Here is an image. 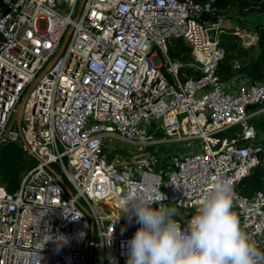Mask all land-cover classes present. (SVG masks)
Masks as SVG:
<instances>
[{
	"label": "built area",
	"instance_id": "1",
	"mask_svg": "<svg viewBox=\"0 0 264 264\" xmlns=\"http://www.w3.org/2000/svg\"><path fill=\"white\" fill-rule=\"evenodd\" d=\"M210 2L0 0V145L16 142L27 161L13 192L0 188V264H126L140 225L122 213L125 195L155 185L154 206L176 208L183 229L219 180L264 251V193L236 191L264 156L251 122L264 114V83L221 79L225 17ZM176 40L190 62L170 56ZM115 140L145 155L128 164L106 150Z\"/></svg>",
	"mask_w": 264,
	"mask_h": 264
},
{
	"label": "clouds",
	"instance_id": "2",
	"mask_svg": "<svg viewBox=\"0 0 264 264\" xmlns=\"http://www.w3.org/2000/svg\"><path fill=\"white\" fill-rule=\"evenodd\" d=\"M154 196L151 185L122 200L128 223L140 225L127 241L126 264H264V251L232 211L234 191L226 180L213 184L183 229L173 219L177 209L154 206Z\"/></svg>",
	"mask_w": 264,
	"mask_h": 264
},
{
	"label": "trees",
	"instance_id": "3",
	"mask_svg": "<svg viewBox=\"0 0 264 264\" xmlns=\"http://www.w3.org/2000/svg\"><path fill=\"white\" fill-rule=\"evenodd\" d=\"M196 4H205L210 0H194ZM211 5L218 9V14L229 17L232 12L236 18L247 17L250 14L264 13V0H212ZM254 35L257 45L244 48L241 38L233 31L220 36L219 45L224 50V57L218 64V74L222 80H229L236 75H244L252 83H264V24L255 25ZM233 33V34H232ZM256 48L257 52H254ZM171 57L187 59L191 49L182 41L176 40L168 47ZM235 62L239 63V70H233ZM190 73L189 69L185 70ZM258 134L264 133V114L251 120ZM234 130L229 131V136ZM240 140V138H239ZM63 181H67L62 176ZM68 185V184H67ZM236 191L243 197H250L256 192L264 193V156H260L258 165L236 187Z\"/></svg>",
	"mask_w": 264,
	"mask_h": 264
},
{
	"label": "water",
	"instance_id": "4",
	"mask_svg": "<svg viewBox=\"0 0 264 264\" xmlns=\"http://www.w3.org/2000/svg\"><path fill=\"white\" fill-rule=\"evenodd\" d=\"M81 8V6H80ZM211 20L213 22L216 21V18L209 17L207 14H202L200 20ZM242 25V22H239V26ZM70 31L65 35L61 49L66 44ZM61 52V51H60ZM58 56V55H57ZM25 97L22 98L19 105L17 106L16 112L13 117V122L15 123L17 130L20 132V122H21V114L25 103ZM249 109H253L254 106H248ZM12 124H10L11 126ZM34 157V156H32ZM35 158V157H34ZM27 163L25 158V153L22 147H20L16 142L9 141L0 145V188L3 189L7 194H11L15 189L20 175L23 171L22 165ZM56 178L60 186L64 189L69 197H72L73 194L67 184L63 181V179L58 174H53ZM76 205L79 209L84 213V215L90 220V224L92 226V220L90 212L87 208H85L78 200H76Z\"/></svg>",
	"mask_w": 264,
	"mask_h": 264
},
{
	"label": "rangeland",
	"instance_id": "5",
	"mask_svg": "<svg viewBox=\"0 0 264 264\" xmlns=\"http://www.w3.org/2000/svg\"><path fill=\"white\" fill-rule=\"evenodd\" d=\"M239 22H242L241 26H239ZM257 23L264 24V13L263 14H250L247 17L236 18L234 14L231 12L229 17H225L224 25H225L226 32L233 31L234 33H237V35H239L241 38V44L243 45V47L248 48L250 46L257 45V40L255 38L256 36L254 35V32H255L254 27ZM254 52H257L256 48ZM161 59L163 60V57H161ZM184 61L186 63L190 62L191 61L190 55ZM235 63H238V62H235ZM260 136L264 137V133L260 134ZM105 147H106V150L109 151V153H111V155L122 158L128 164H133L134 162L139 161L142 158V156L145 155V150L142 152H136L137 147L128 145L127 143L120 141V140H115L111 144L106 142ZM171 150H174V149H171ZM150 151L152 150L151 149L147 150V152H150ZM27 158L29 161L33 159L32 157H27Z\"/></svg>",
	"mask_w": 264,
	"mask_h": 264
},
{
	"label": "bare ground",
	"instance_id": "6",
	"mask_svg": "<svg viewBox=\"0 0 264 264\" xmlns=\"http://www.w3.org/2000/svg\"><path fill=\"white\" fill-rule=\"evenodd\" d=\"M105 208L108 211V213H110V214H114L115 213L113 207L108 202L105 203Z\"/></svg>",
	"mask_w": 264,
	"mask_h": 264
},
{
	"label": "crops",
	"instance_id": "7",
	"mask_svg": "<svg viewBox=\"0 0 264 264\" xmlns=\"http://www.w3.org/2000/svg\"><path fill=\"white\" fill-rule=\"evenodd\" d=\"M237 29V28H236ZM235 30V29H234ZM256 38V37H255Z\"/></svg>",
	"mask_w": 264,
	"mask_h": 264
}]
</instances>
